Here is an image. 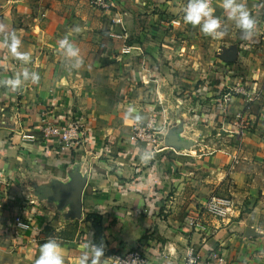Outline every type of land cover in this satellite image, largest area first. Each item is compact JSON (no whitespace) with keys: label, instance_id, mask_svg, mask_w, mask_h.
<instances>
[{"label":"crops","instance_id":"0c3cea01","mask_svg":"<svg viewBox=\"0 0 264 264\" xmlns=\"http://www.w3.org/2000/svg\"><path fill=\"white\" fill-rule=\"evenodd\" d=\"M105 1L107 10L89 0H0V82L25 68L40 76L39 83L24 81L15 91L0 83V264H35L46 242L44 225L65 264H78L89 242L103 244V264L135 248L150 264H264V126L258 136L249 132L228 144L211 140L210 147L199 146L197 125L186 137L139 141L131 133L133 124H159L175 109L155 99L170 95V66L181 74L184 64L199 63L202 47L240 48L228 53V61L240 56L249 65L244 77L255 82L248 89H257L264 105V0H243L256 20L249 40L227 20L222 0L211 1L227 26L219 40L183 22L187 0ZM12 32L29 63L5 45ZM65 36L79 49L78 69L69 68L58 48ZM193 42L199 48L186 50ZM44 115L57 122L79 119L78 143L60 150L42 137ZM170 120L164 119L167 125ZM146 152L152 154L147 161ZM86 159L92 166L87 172L81 165ZM211 196L232 199L227 218L204 211ZM192 213L197 220L188 228ZM91 214L100 216L99 243ZM20 221L28 228L17 227ZM59 231L72 239L63 240Z\"/></svg>","mask_w":264,"mask_h":264},{"label":"rangeland","instance_id":"374dc122","mask_svg":"<svg viewBox=\"0 0 264 264\" xmlns=\"http://www.w3.org/2000/svg\"><path fill=\"white\" fill-rule=\"evenodd\" d=\"M194 45L193 42V46L185 47V49L189 51L192 49V52H195L199 47L196 48ZM214 49L213 51L211 46L199 48V63L184 64L188 67L181 71V74L170 66L172 76L166 80L171 87L167 92L170 95L160 93L155 103H171V105H176L175 109L167 111L164 118L158 119L159 124L155 121L133 124L131 131L133 138L139 141H151L161 134L194 136L196 130L193 126L196 125L199 127V137L202 138L199 139V146L204 143L210 147L211 140L220 144H228L231 140L237 137L239 139L249 132L260 135L261 126H264L262 109L264 105L257 94V89H248L250 83L255 82L252 77H244L243 73L249 65L240 56L228 61L233 51L240 48L233 49L229 46L227 49L229 52L226 53L222 48L221 50ZM240 51L242 54L247 53L243 49ZM193 70L196 74H193ZM179 107L181 110L178 109ZM156 108L161 111L159 105H156ZM167 117L174 118V121L170 120L171 125L165 123L164 119ZM135 126L144 127L141 128L140 137L135 135ZM190 139L192 145L195 146L196 142L193 138ZM81 165L86 168V172L87 167L92 168L89 159L83 160ZM51 235H53L51 227L44 225L41 229V240L47 241V236Z\"/></svg>","mask_w":264,"mask_h":264},{"label":"clouds","instance_id":"9594fccd","mask_svg":"<svg viewBox=\"0 0 264 264\" xmlns=\"http://www.w3.org/2000/svg\"><path fill=\"white\" fill-rule=\"evenodd\" d=\"M224 11L227 20L233 22L239 30L242 40H249L256 28V20L247 8L243 0H222L220 5ZM183 22L193 27H198L200 32L205 36L213 39H222L227 35V26L222 22L221 18L215 15V9L211 4V0H187L186 5L182 9ZM11 55L25 64L29 63L31 56L28 52L21 51L22 40L14 32L7 33L4 38ZM58 48L61 54L68 62L70 69H78L82 64L79 49L69 41L67 36L58 40ZM39 83V73L30 72L25 68L21 73L14 77L5 79L0 82L10 87L13 91L19 89L24 81ZM129 115L132 109L129 110ZM136 121H141L142 117L136 115ZM152 158L151 153H144L142 159L145 161ZM103 244L89 242L85 244L81 251L78 264H103L105 257ZM35 264H65V258L60 250V245L55 238L48 239L39 248V255L35 260Z\"/></svg>","mask_w":264,"mask_h":264},{"label":"built area","instance_id":"2783aa9c","mask_svg":"<svg viewBox=\"0 0 264 264\" xmlns=\"http://www.w3.org/2000/svg\"><path fill=\"white\" fill-rule=\"evenodd\" d=\"M94 8H99L101 10L109 9V4L105 0H89ZM212 1V0H211ZM119 19H116L117 22ZM144 127L135 126V135L137 137L141 136L142 129ZM82 123L79 119L73 117L66 118L63 122H57L51 117L42 118V123L40 127V132L42 137L50 138L57 143V146L61 149L64 147L78 143L79 136L81 135ZM25 138L34 139L35 136L28 134L23 135ZM233 207L232 199L229 197H219L211 196L203 205L204 211L217 219L226 218L230 210ZM197 220L196 213H192L187 217L188 228L195 225ZM19 228H28V224L25 222H17L16 224ZM188 255L192 256V251H188ZM214 256V255H213ZM215 257V256H214ZM220 261V259H219ZM110 264H150L145 256V254L139 248L129 250L123 254L112 256Z\"/></svg>","mask_w":264,"mask_h":264},{"label":"trees","instance_id":"16d2710c","mask_svg":"<svg viewBox=\"0 0 264 264\" xmlns=\"http://www.w3.org/2000/svg\"><path fill=\"white\" fill-rule=\"evenodd\" d=\"M90 217H92V227H93L94 236L96 237L97 242L99 243V240L101 238L100 216L98 214H91ZM58 233L59 235L62 236L63 240L72 239V235L70 232L59 231Z\"/></svg>","mask_w":264,"mask_h":264}]
</instances>
